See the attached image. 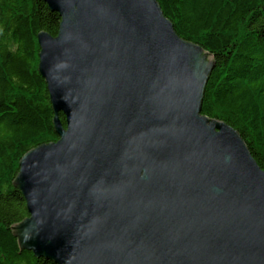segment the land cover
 Segmentation results:
<instances>
[{"label": "water", "instance_id": "95a60500", "mask_svg": "<svg viewBox=\"0 0 264 264\" xmlns=\"http://www.w3.org/2000/svg\"><path fill=\"white\" fill-rule=\"evenodd\" d=\"M37 36L57 142L14 187L20 252L53 264H264V171L201 116L212 58L155 0H41ZM65 119V127L59 115Z\"/></svg>", "mask_w": 264, "mask_h": 264}, {"label": "trees", "instance_id": "16d2710c", "mask_svg": "<svg viewBox=\"0 0 264 264\" xmlns=\"http://www.w3.org/2000/svg\"><path fill=\"white\" fill-rule=\"evenodd\" d=\"M155 1L174 33L212 58L201 116L233 129L264 171V0ZM59 24L41 0H0V264H53L20 252L11 228L28 217L14 187L21 159L58 140L37 36L56 37Z\"/></svg>", "mask_w": 264, "mask_h": 264}]
</instances>
